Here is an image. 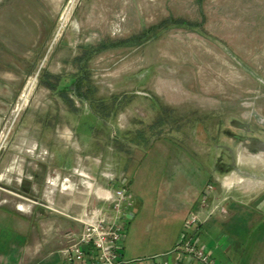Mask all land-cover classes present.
<instances>
[{"label":"rangeland","instance_id":"obj_1","mask_svg":"<svg viewBox=\"0 0 264 264\" xmlns=\"http://www.w3.org/2000/svg\"><path fill=\"white\" fill-rule=\"evenodd\" d=\"M4 10L27 14L11 46L31 71L4 131L0 209L30 205L14 188L44 205L79 202V212L89 196L102 202L96 191L125 188L136 204L121 255L143 264L173 248L209 197L226 212L231 195L216 187L234 175L227 151L245 154L228 133L251 123L264 139V0H0ZM15 156L18 166L5 172ZM246 203L239 225L226 228L247 241L235 264H264L248 249L264 216ZM47 206L49 216L62 212ZM244 212L256 222L246 225Z\"/></svg>","mask_w":264,"mask_h":264},{"label":"crops","instance_id":"obj_2","mask_svg":"<svg viewBox=\"0 0 264 264\" xmlns=\"http://www.w3.org/2000/svg\"><path fill=\"white\" fill-rule=\"evenodd\" d=\"M26 16L27 14L23 12V18L21 17L20 20H18L15 18L14 12L12 13L10 10H4V14H0L2 18L0 22V157L2 153L5 154L7 148L4 147V131L17 112L18 108H15V104L26 87V75L31 71L28 64L16 62V57H19L17 56L19 53L16 48H13L14 46H11V44H15L17 40L16 33L25 32L26 27L28 28L26 23L29 20L28 18L25 19ZM24 53L25 51L22 54ZM22 54H20V56L25 55ZM243 126H246L249 131H245L242 135L235 134L241 138L237 140L231 138V140L237 142L240 147L242 146V150L245 154L237 155L232 148L228 149L227 152L230 153L228 154V158H230L231 170L234 175L228 177V180L225 181L222 186L218 185L216 187L217 195L226 191L231 195L226 202V212L219 211L215 206L213 207L212 197H209L205 203L191 209V215L197 214L201 223L187 229V233H181L174 242V246L171 250L155 256L151 261H148L149 264H165L167 260L171 264L175 263L177 255L173 254V252L179 242L186 236L195 244L211 252L216 264H235V262H239L241 258H244V254L239 251L238 242L241 241V243L245 244L247 241L245 242L242 237H236L237 234L240 235L237 228L234 229L235 232H233V234L236 233L234 235L235 237L232 236L233 234L228 233L226 228H232L236 223L238 224V218H236L237 213H240V206L238 203H246L241 201L245 195L249 197L250 200V202L246 204L255 205L256 210H259L258 213L264 216V169H259L255 172L254 170L241 168L239 166L240 160L244 162L261 160L264 162V139L253 135L251 123L244 124ZM17 158L15 156L11 164L8 165L11 166V168L7 166L6 168L4 167L3 170L9 173L11 170L15 169V166H18ZM4 162V157H1L0 166H2ZM224 172L225 170L215 172L214 178L216 182L219 181V174H224ZM29 176L32 175L30 174ZM83 176L84 178L88 177L86 175ZM57 179H59L60 184V177ZM233 179L237 181L227 186L226 182ZM251 180H256L257 183H247ZM67 181L73 186L70 193L71 196H74L77 193L74 189L76 187L72 181ZM104 190L105 192H109V190ZM14 192L32 198L34 201L25 199L30 205H18L15 210H11L10 208L0 209V245L3 248L2 253H0V260L2 264H68L63 252L66 248V241L63 238L64 234L69 231L81 232L83 227L75 220V216L81 217L89 210L103 207L105 204L103 200L107 198L100 197L99 199L102 202L98 204L91 201V196H89L90 198H88V201L81 205L83 209L79 212L77 211V209H79L77 207L79 202L78 204L72 202V204L68 205H65L64 202H60L59 205H57V201H47L46 205H44L45 203H40V201L37 202L38 200L30 195L33 192H28L26 188L22 189V191L14 188ZM88 195L96 194L88 191ZM131 195L134 201V208L136 202L133 194ZM48 204L56 206V208L61 209L62 212L59 211L56 212L55 216H49L53 209L47 206ZM21 207H24L26 210H22ZM211 208L212 211H210ZM251 215H256V213ZM251 215L247 212L243 213V216H249L247 220H245L246 225L256 222V218H254V216L251 217ZM233 216L236 219H233ZM127 225L128 223L125 225V234ZM261 233L262 234L259 235L260 237L256 236L258 238L254 237L251 243L248 242L250 244L248 246L250 254L255 258L264 256V231ZM122 251H124V246L120 251L121 261L127 264H143V259L141 258L132 261L126 260L124 256L121 255ZM245 258L247 259V256ZM183 262H189L187 257L184 258ZM194 263L198 264L197 262ZM145 264L147 263L145 262Z\"/></svg>","mask_w":264,"mask_h":264},{"label":"built area","instance_id":"obj_3","mask_svg":"<svg viewBox=\"0 0 264 264\" xmlns=\"http://www.w3.org/2000/svg\"><path fill=\"white\" fill-rule=\"evenodd\" d=\"M10 127L8 130L11 131ZM109 192L111 196L103 200V207L89 210L75 219L83 227L81 232L64 234L66 248L63 252L68 264H127L120 260V251L126 240L125 225L135 219L133 197L125 188ZM198 223H201L199 216L192 214L186 226L189 229ZM173 254L177 255L173 264H216L211 252L195 244L188 236L179 242ZM185 257L188 263L183 262ZM165 264L171 263L167 260Z\"/></svg>","mask_w":264,"mask_h":264},{"label":"bare ground","instance_id":"obj_4","mask_svg":"<svg viewBox=\"0 0 264 264\" xmlns=\"http://www.w3.org/2000/svg\"><path fill=\"white\" fill-rule=\"evenodd\" d=\"M234 181H235V180L233 179V180H230L228 183L231 184V183L234 182ZM88 187L90 188L91 191H94V190H93V189H94V185H93V184L88 185ZM89 188H88V189H89ZM98 193H99L100 196H104V197L110 198V197H109V194L106 193L104 190H100ZM110 196H111V195H110Z\"/></svg>","mask_w":264,"mask_h":264},{"label":"flooded vegetation","instance_id":"obj_5","mask_svg":"<svg viewBox=\"0 0 264 264\" xmlns=\"http://www.w3.org/2000/svg\"><path fill=\"white\" fill-rule=\"evenodd\" d=\"M240 128H242V130H244V131H247V130L249 131V129L246 126L241 125ZM228 134H229L228 136L230 138H233V139H236V140L241 138V137H238V136H236L235 134H232V133H228Z\"/></svg>","mask_w":264,"mask_h":264}]
</instances>
